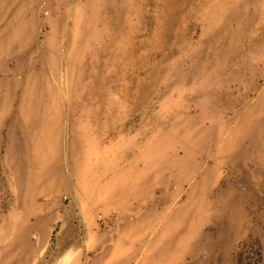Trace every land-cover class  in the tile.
<instances>
[{
    "label": "rangeland",
    "instance_id": "rangeland-1",
    "mask_svg": "<svg viewBox=\"0 0 264 264\" xmlns=\"http://www.w3.org/2000/svg\"><path fill=\"white\" fill-rule=\"evenodd\" d=\"M0 264H264V0H0Z\"/></svg>",
    "mask_w": 264,
    "mask_h": 264
},
{
    "label": "bare ground",
    "instance_id": "bare-ground-1",
    "mask_svg": "<svg viewBox=\"0 0 264 264\" xmlns=\"http://www.w3.org/2000/svg\"><path fill=\"white\" fill-rule=\"evenodd\" d=\"M68 199V197L65 195L64 196V200H67ZM116 218H118V216H116Z\"/></svg>",
    "mask_w": 264,
    "mask_h": 264
},
{
    "label": "crops",
    "instance_id": "crops-1",
    "mask_svg": "<svg viewBox=\"0 0 264 264\" xmlns=\"http://www.w3.org/2000/svg\"><path fill=\"white\" fill-rule=\"evenodd\" d=\"M71 227H72V225H71ZM99 239L100 240H103L104 239V236L101 235Z\"/></svg>",
    "mask_w": 264,
    "mask_h": 264
}]
</instances>
